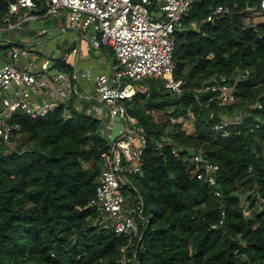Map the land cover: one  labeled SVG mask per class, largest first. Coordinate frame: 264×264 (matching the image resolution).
Returning <instances> with one entry per match:
<instances>
[{
    "label": "trees",
    "instance_id": "16d2710c",
    "mask_svg": "<svg viewBox=\"0 0 264 264\" xmlns=\"http://www.w3.org/2000/svg\"><path fill=\"white\" fill-rule=\"evenodd\" d=\"M14 1L0 0V26ZM33 1L44 14L43 0ZM217 7L219 19L207 21ZM8 34L3 56L22 46ZM173 63L168 78L181 81L180 93L147 78L123 101L147 140L139 173L122 162L125 202L138 194L144 203L125 264H264V0L193 1L174 32ZM54 66L70 71L60 59ZM221 76L234 90L228 105L203 88ZM98 104L77 91L44 117L11 118L21 129L0 147V264L120 259L126 238L89 206L109 147ZM234 116L238 125L217 129ZM196 153L218 166L215 185L195 178Z\"/></svg>",
    "mask_w": 264,
    "mask_h": 264
},
{
    "label": "built area",
    "instance_id": "2783aa9c",
    "mask_svg": "<svg viewBox=\"0 0 264 264\" xmlns=\"http://www.w3.org/2000/svg\"><path fill=\"white\" fill-rule=\"evenodd\" d=\"M195 0H43L46 17L62 18L68 23V29L75 34L76 41L84 43L87 51H98L108 47L115 55L116 65L111 73H100L94 78L93 98L99 104L92 107L96 117L105 119V130L109 139L108 150L102 153V173L95 190V197L90 201L100 218V223L110 226L115 233L126 238L121 249V257L116 264H125L126 252L135 244L138 236V219L141 217L144 203L141 197L134 195L132 203L127 205L122 194L124 187L129 188L127 178L123 174V160L129 173L140 172L139 161L146 148V135L136 120L131 117L123 105V101L132 97L137 91L144 89L139 86L147 78L164 80V87L178 94L181 81L169 79L174 69V32L181 27L182 19ZM36 5L33 0H16L9 4L8 11L2 18L0 32L20 31L22 25L36 20ZM221 7H217L207 21L213 23L219 19ZM246 25L248 17L244 18ZM90 31V33L88 32ZM46 35L45 30L42 31ZM50 35V34H48ZM52 35V33H51ZM79 55V47L65 48L60 51L59 59H75ZM9 62L0 65V147L11 146L13 134L20 131V125L11 122L16 112L30 118L44 117L53 109L77 93L75 85L79 73L67 75L64 71H56L55 61L44 58L37 71L18 65L20 57L27 52L14 46L8 52ZM54 72V81L59 86L53 88V99L42 96L53 82L49 79ZM53 75V76H54ZM82 76H86L83 73ZM69 82H66L68 81ZM54 86V85H53ZM205 91L214 94L222 105L234 102V90L228 85L225 77H217L208 81ZM51 89V88H50ZM41 97L40 103L32 101V97ZM261 108V103L254 105ZM119 128L109 132L115 120ZM240 116L228 118L217 127L224 130L238 125ZM193 164L196 179L208 186L216 183L219 168L200 153L189 158ZM218 195V193H216ZM215 225L212 226L214 228Z\"/></svg>",
    "mask_w": 264,
    "mask_h": 264
},
{
    "label": "crops",
    "instance_id": "0c3cea01",
    "mask_svg": "<svg viewBox=\"0 0 264 264\" xmlns=\"http://www.w3.org/2000/svg\"><path fill=\"white\" fill-rule=\"evenodd\" d=\"M36 12V11H35ZM36 20H31L22 25L20 31L8 32L9 34L5 40L12 41L20 44V48L27 52L26 57H20L18 65L21 68L29 67L34 71L39 69V64L44 58H51L56 61L60 57V51L65 48L79 47V55L74 59L70 56L66 60V64L70 67L69 72H65L67 75L73 73V68H76L79 72L76 76V80L70 81L71 85L76 87V90L80 92V95L87 98H94L91 95V91H94V78L100 73H111L114 65H116V59L113 51L108 47H102L98 51H87L84 43L76 41L75 34L68 29L67 20L62 18L46 17L44 14H38ZM47 32L46 35L42 34V31ZM52 33V35H51ZM50 34V35H48ZM2 33L0 32V39ZM2 45L7 42H1ZM9 62L8 56L0 54V65ZM56 71H61L54 68ZM49 76V79L53 82V85L47 89L42 96L48 100L53 99V88L59 86L58 82L54 81V72ZM83 73L86 76H82ZM54 75V76H53ZM70 79H68L69 82ZM51 88V89H50ZM41 97L33 96L32 101L40 103ZM119 121L116 119L113 125L109 128V132L115 131L119 128Z\"/></svg>",
    "mask_w": 264,
    "mask_h": 264
},
{
    "label": "rangeland",
    "instance_id": "374dc122",
    "mask_svg": "<svg viewBox=\"0 0 264 264\" xmlns=\"http://www.w3.org/2000/svg\"><path fill=\"white\" fill-rule=\"evenodd\" d=\"M256 20H258V19L256 18ZM66 23H67V22H66ZM88 32L90 33V31H88ZM91 94H92V95H91L92 97H95V96H96V92H95V91H91ZM50 99H51V98H50ZM158 119H159V117H158ZM126 202H127V201H126Z\"/></svg>",
    "mask_w": 264,
    "mask_h": 264
}]
</instances>
